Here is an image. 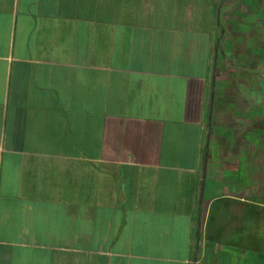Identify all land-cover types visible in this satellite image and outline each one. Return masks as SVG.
I'll use <instances>...</instances> for the list:
<instances>
[{"label":"crops","instance_id":"crops-1","mask_svg":"<svg viewBox=\"0 0 264 264\" xmlns=\"http://www.w3.org/2000/svg\"><path fill=\"white\" fill-rule=\"evenodd\" d=\"M251 16L233 0H0V264H251L209 209L255 207L264 138L238 103L245 138L221 106L208 116L227 60L258 55Z\"/></svg>","mask_w":264,"mask_h":264},{"label":"flooded vegetation","instance_id":"flooded-vegetation-1","mask_svg":"<svg viewBox=\"0 0 264 264\" xmlns=\"http://www.w3.org/2000/svg\"><path fill=\"white\" fill-rule=\"evenodd\" d=\"M235 3L247 6L249 3L250 12H253L254 16H251L252 22H250V29L256 37V51L257 57L254 60L249 58H230L226 62V67L222 71V99L220 104L214 107L215 104L209 106L208 116L209 120L214 114V109L218 106L222 108V118L225 120L222 124L223 127L236 125L239 136L245 138L244 133H248L244 125H241L237 120L236 123L230 121L227 118V109L232 104H237V112L240 115L249 114L253 121L250 124V137L257 140L264 137V55H260L262 51L261 47V36L264 33L262 25H264V0H233ZM263 15V17H261ZM240 50L238 51V53ZM251 66V70L248 72V68ZM236 68L234 76H231V71ZM230 78H233L234 87L239 91L238 94L240 99H237L235 95L231 93V88H228V82ZM247 83V84H246ZM246 84V85H245ZM250 109H249V108ZM249 109V110H248ZM216 110V109H215ZM238 127V128H237ZM240 128V129H239ZM259 189V186H258Z\"/></svg>","mask_w":264,"mask_h":264},{"label":"rangeland","instance_id":"rangeland-1","mask_svg":"<svg viewBox=\"0 0 264 264\" xmlns=\"http://www.w3.org/2000/svg\"><path fill=\"white\" fill-rule=\"evenodd\" d=\"M257 186H260L259 183ZM220 192L217 189L215 195H220ZM225 208V201H218L210 207V228H217L227 236L231 231L236 237L235 242H240L242 248L247 247L246 256L250 257L251 264H264V191L260 187L256 191L255 207L249 209L241 203H235L232 219L228 217ZM249 234L250 239L247 237Z\"/></svg>","mask_w":264,"mask_h":264},{"label":"water","instance_id":"water-1","mask_svg":"<svg viewBox=\"0 0 264 264\" xmlns=\"http://www.w3.org/2000/svg\"><path fill=\"white\" fill-rule=\"evenodd\" d=\"M210 110H211V106H210ZM202 178H203V182L201 184V196L200 197H202V193H203V189H204L205 168L203 169V176H202Z\"/></svg>","mask_w":264,"mask_h":264}]
</instances>
